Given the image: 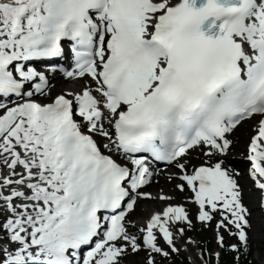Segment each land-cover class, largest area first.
Listing matches in <instances>:
<instances>
[{
  "label": "snow or ice",
  "instance_id": "6c2138e0",
  "mask_svg": "<svg viewBox=\"0 0 264 264\" xmlns=\"http://www.w3.org/2000/svg\"><path fill=\"white\" fill-rule=\"evenodd\" d=\"M177 261L264 264V0H0V264Z\"/></svg>",
  "mask_w": 264,
  "mask_h": 264
},
{
  "label": "rangeland",
  "instance_id": "374dc122",
  "mask_svg": "<svg viewBox=\"0 0 264 264\" xmlns=\"http://www.w3.org/2000/svg\"><path fill=\"white\" fill-rule=\"evenodd\" d=\"M67 83L68 82H66V81H63V84H65V85H67ZM243 131L245 130V129H242ZM242 130H241V132H242ZM247 133V132H246ZM241 134V133H240ZM246 135V138L244 137V147L246 146V143H247V134H245ZM241 152H244L243 154L245 155V150H242L241 149ZM195 154L196 153H193V157L195 156ZM231 155V154H230ZM243 155V156H244ZM233 156H239V155H233ZM243 156H240V158H243ZM192 157V158H193ZM193 163H196V161H192ZM242 164V163H241ZM244 166H246L247 165V163H246V161L244 160V164H243ZM243 165H238V167H241V166H243ZM244 168H247V167H244ZM243 174H245V172L243 173ZM245 177H243L242 178V181L243 180H245L246 179V174L244 175ZM241 177V176H240ZM239 177V179H240V181H241V178ZM247 180H249V179H247ZM167 182V181H166ZM244 182V181H243ZM168 184L169 183H171V182H167ZM160 186V185H159ZM244 186V185H243ZM249 187V188H248ZM252 189V186H251V181L249 180V184H248V186L246 187V186H244V196L246 195V197H247V195L248 196H250V190L249 189ZM151 191H157V185H155V186H153V187H151V189H150ZM253 190V189H252ZM255 191V193H256V201H257V199H258V192L256 191V190H254ZM165 192H167L168 194H172L173 196H175L176 198V200H179V201H182V196H184L185 195V197L187 196V194H188V192H187V194H185V193H183V192H178L177 190H175V189H173V188H171V189H169V190H166ZM155 193V192H154ZM175 200V202H179V201H176ZM193 205L194 204H192V205H188L191 209H192V212H193V214H194V211L196 210V205H194V209H193ZM162 206H164V202H162V201H142L141 202V207L142 208H145L146 209V212H150V211H152L154 208H157V209H160ZM145 212V213H146ZM141 215H145L144 213H141ZM197 232V234H195V232L194 233H191L192 235H194V236H197V237H199L202 241H209L210 243H212V244H214V247H215V241H214V233H213V231L209 228V229H204L203 231H200L199 230V226H198V230L196 231ZM226 238H227V236H226ZM257 251L258 250H256V249H254V252H253V256L254 257H256L257 256ZM258 258V257H257ZM131 259H134V258H131Z\"/></svg>",
  "mask_w": 264,
  "mask_h": 264
},
{
  "label": "bare ground",
  "instance_id": "6f19581e",
  "mask_svg": "<svg viewBox=\"0 0 264 264\" xmlns=\"http://www.w3.org/2000/svg\"><path fill=\"white\" fill-rule=\"evenodd\" d=\"M61 85H65V84H63V81H58L57 82V86L59 87V86H61ZM247 132V130L245 129L244 131L242 130V132H241V130H240V132L238 133V136H239V139H238V141H237V143L235 144V147H234V149H233V151L229 154L230 155V160H229V163L231 164V165H233V166H237L238 167V165H243L244 164V159L243 158H240V156H243V152H241V149L242 150H244V137L246 138V135L245 134H247L246 133ZM241 133V134H240ZM233 155H239V156H233ZM245 155H246V152H245ZM242 163V164H241ZM241 167H244V165L243 166H241ZM245 175V174H244ZM244 175H242L240 178H241V183L244 185V186H248V184H249V178H248V176L246 177V179L245 180H243L242 181V178L243 177H245ZM247 179H249V180H247ZM160 187H163L164 188V191H166V190H169V189H171V188H173V189H175L174 188V185H173V183H167L166 181H161V183H160ZM249 188V187H248ZM253 189V190H252ZM252 189L250 188L249 190H250V196H248L247 195V197L246 196H244V199H245V202L247 203V204H249V206L251 207V206H254L255 204H256V193H255V191L254 190H256L255 188H254V186L252 185ZM176 190V189H175ZM183 193H185V194H187V192H183ZM175 197V196H174ZM176 198V197H175ZM142 202V201H141ZM140 202V203H141ZM188 205H192V204H188ZM195 207H194V205H193V209H194ZM145 209V208H144ZM154 209H157V208H154ZM153 209V210H154ZM144 214H146L145 212H144ZM254 215H259V213L257 212V213H255ZM131 259V258H130Z\"/></svg>",
  "mask_w": 264,
  "mask_h": 264
},
{
  "label": "trees",
  "instance_id": "16d2710c",
  "mask_svg": "<svg viewBox=\"0 0 264 264\" xmlns=\"http://www.w3.org/2000/svg\"><path fill=\"white\" fill-rule=\"evenodd\" d=\"M227 259H230V257L227 256Z\"/></svg>",
  "mask_w": 264,
  "mask_h": 264
}]
</instances>
